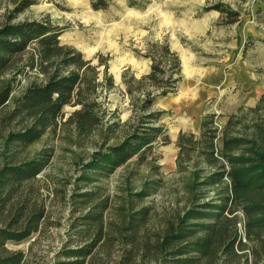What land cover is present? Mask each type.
Wrapping results in <instances>:
<instances>
[{
  "label": "rangeland",
  "instance_id": "rangeland-1",
  "mask_svg": "<svg viewBox=\"0 0 264 264\" xmlns=\"http://www.w3.org/2000/svg\"><path fill=\"white\" fill-rule=\"evenodd\" d=\"M37 1L15 21L47 17L64 29L61 44L75 48L85 60L96 55L103 58L115 86L103 94V129L79 137L71 128L60 127L21 154L19 161L48 160L33 182L46 219L38 235L18 245L8 244V248L26 253L28 264H57L62 250L81 243L73 226L87 213L99 211L100 203L107 206L102 210L105 221L114 224L132 220L137 212L149 208L138 232V245L148 240L153 244L157 235L170 224L176 225L194 204L220 199L223 183H201L212 170L198 154L190 153L191 161L183 164V172L179 170L176 143L181 133L199 141L201 121L210 114H214L213 127L220 138L226 134L253 140L258 127H264V0H135L133 6L129 0H108V7L96 12L92 0ZM7 4L8 0H0V21L10 8ZM221 4L237 14L232 17L234 22L212 9ZM154 43L166 44L181 65L182 80L176 91L158 98L153 106L165 112L159 124L169 142H157L144 159L136 156L111 173H101L92 166L96 153L119 144L132 126L126 125L132 109L122 76L138 79L149 73L150 61L142 56ZM35 78V71L16 75L15 92L20 93ZM74 110L66 106L63 121ZM113 122L117 126L112 127ZM4 129L0 125L1 162L8 161L10 154ZM220 138L215 141L217 152ZM220 162L229 169L228 162ZM87 192L96 196L89 205L79 197ZM235 210L243 237L245 216L239 207ZM109 251L116 262L123 249L115 243Z\"/></svg>",
  "mask_w": 264,
  "mask_h": 264
},
{
  "label": "trees",
  "instance_id": "trees-1",
  "mask_svg": "<svg viewBox=\"0 0 264 264\" xmlns=\"http://www.w3.org/2000/svg\"><path fill=\"white\" fill-rule=\"evenodd\" d=\"M129 1L131 6L136 4ZM37 2L8 0L10 8L0 21V125L5 128L10 153L8 161H0V264H28V255L9 249L8 244L18 245L38 235L46 219L45 206L33 182L48 160L19 161L21 154L60 127L71 128L79 137L103 129V94L115 86L103 58L96 55L85 60L75 48L61 44L64 29L47 17L15 21ZM108 5V0L91 2L95 12ZM212 9L231 18L229 23L236 19L232 17L237 14L222 4ZM142 57L150 61L148 74L138 79L122 76L131 100L132 116L126 123L132 124L131 130L107 152L96 153L92 166L101 173H111L136 156L144 159L157 142H169L164 126L159 124L165 112L153 110V106L158 98L176 91L182 80L180 59L163 43L151 44ZM34 71L35 80L21 87L20 93L15 92L16 75ZM66 106L75 110L63 121ZM214 119V114L202 119L199 141H194L193 135L179 134L176 165L183 172V164L191 161L190 153L198 154L212 170L201 183H223L220 199L194 204L176 225L170 224L157 235L153 244L148 240L141 246L138 232L149 208L137 212L132 220L114 224L105 221L102 210L107 206L100 203L96 206L99 211L87 213L73 226L81 243L62 250V260L57 264H264V127H258L253 140L226 134L220 138L213 127ZM113 125L117 126L116 122ZM219 138L221 148L217 152L215 141ZM222 159L228 162V170ZM79 197L86 205L96 201L94 192ZM237 206L245 216L243 237L237 226ZM115 243L123 252L113 262L109 249Z\"/></svg>",
  "mask_w": 264,
  "mask_h": 264
}]
</instances>
